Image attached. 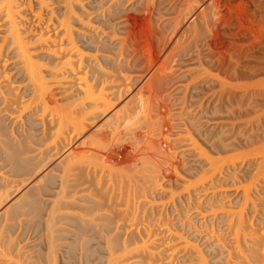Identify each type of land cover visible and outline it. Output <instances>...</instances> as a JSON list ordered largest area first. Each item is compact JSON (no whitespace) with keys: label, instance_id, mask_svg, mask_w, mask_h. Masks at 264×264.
<instances>
[{"label":"bare ground","instance_id":"bare-ground-1","mask_svg":"<svg viewBox=\"0 0 264 264\" xmlns=\"http://www.w3.org/2000/svg\"><path fill=\"white\" fill-rule=\"evenodd\" d=\"M50 3L0 0V264H264V0ZM184 155L203 163L178 192ZM247 160L225 207L213 188ZM208 190L194 222L161 217Z\"/></svg>","mask_w":264,"mask_h":264},{"label":"rangeland","instance_id":"rangeland-1","mask_svg":"<svg viewBox=\"0 0 264 264\" xmlns=\"http://www.w3.org/2000/svg\"><path fill=\"white\" fill-rule=\"evenodd\" d=\"M50 1H51V0H49V3H50ZM51 3H53V2H51ZM51 3H50V4H51ZM55 4L57 5V3H54L53 5L51 4L50 7H52V9L49 8V10H53V9L55 8L54 6H56ZM55 9H57V7H56ZM55 9H54V10H55ZM49 10H48V11H49ZM48 11H47V9H46L45 14H44V17H48V16H47V15H48V13H47ZM35 24H36V23H34V26H35ZM37 24H39V23H37ZM37 24H36V26L39 27V25H37ZM1 25H2V23H0V41H1V36L4 35V34H3V33H4V32H3V31H4V30H3L4 28H2L3 25H2V27H1ZM36 26H35V27H36ZM36 29H38V28H36ZM161 32H162V31H160V33H161ZM164 32L166 33V31H164ZM164 32H162V33L165 34ZM162 33H161V34H162ZM100 52H101V51H100ZM99 54H103V52H101V53H99ZM104 54H105V52H104ZM191 56H192V57H191ZM191 56H188L187 58H184V59H186L187 61L184 60V59H182V63H183V64H182L181 67H183V68L181 69V67H180L179 69H181L182 71H183V70H184V71H188V70L191 69L190 72L193 71L192 68H191L190 66H192L191 64H193V65L196 64L198 60H196V63H195L194 61H192V60H195V59L200 58V57H199L200 55H198V54L196 55V53H193ZM195 56H198V58H197V57L195 58ZM190 57H191L192 59H191ZM8 58L10 59L11 56L8 57ZM188 59H189V62H188ZM10 60H11V59H10ZM13 60H14V59L11 60L12 63H13ZM183 61H184V62H183ZM190 61H192L191 64H190ZM185 62H188V63L190 64V66H186V67H187V68H186L185 65H189V64H188V63L185 64ZM9 63H10L9 65L12 64L11 62H9ZM6 67H7V66H6ZM6 67H4V68H6ZM9 67L11 68L12 65L9 66ZM9 67L6 68V69H10ZM192 67H193L194 71L197 69V67H194V66H192ZM2 68H3V67H2ZM188 68H189V69H188ZM198 68H199V64H198ZM13 70H14V69H12V71H13ZM181 70H180V71H181ZM6 71H8V70H6ZM182 71H181V72H177V73H178V74H179V73H182ZM184 71H183V72H184ZM8 72H11V70L8 71ZM14 72H15V70H14L13 72H11V74L14 73ZM145 73H146V72H144L143 75H145ZM191 73H192V72H191ZM9 74H10V73H9ZM135 74L140 75V72H137V73H135ZM178 74H177V75L175 74V75L178 76ZM13 75H14V74H13ZM13 75H10V76H13ZM193 75H196V73H193ZM173 76H174V75H173ZM176 76H174V77H176ZM188 76H189V77L191 76L190 73L188 74ZM201 76H202V75H201ZM206 76H207V75H206ZM199 77H200V76H199ZM204 77H205V76H204ZM187 78H188V77H187ZM187 78H186V79L183 78V79H181V80H179V81L174 82L171 86H168V87H169V88H168V91H167V93H166V91H165L164 94H168L170 90L173 91V89H177V87H179V86H181V85L185 86L184 84L187 83V82H186V80H188ZM190 78H191V77H190ZM200 78H201V77H200ZM189 80H190V79H189ZM175 84H176V85H175ZM173 85H174L175 87H174ZM177 85H179V86H177ZM172 86H173V87H172ZM135 87H136V85L133 86V88H135ZM171 87H172V88H171ZM183 88H184V87H183ZM183 88H182V90H179V91H180V92H179L180 94H179L178 92H176V94H174V95L171 96L170 98H169V97L166 98V100L168 99V101L165 102V105H168V103L170 104L169 99L171 100L172 97H173V98H175V96L178 97V94H179V97H180L181 94L184 95V93H183L184 89H183ZM169 89H170V90H169ZM172 91H170V92H172ZM204 91H205V90H204ZM208 92H209V91H208ZM211 92H212V91H211ZM211 92H210L209 94H211ZM202 93H203V91H202ZM67 95H70V92H67ZM182 95H181V97H182ZM202 95H204V97H205L206 95L209 96V95L207 94V91H206V95H205V94H202ZM207 96H206V97H207ZM67 97H68V96H67ZM123 97H124V96H123ZM126 97H127V95H125V97H124L123 99L121 98L120 101H118V102L116 103V107H118V106H120L121 104L125 103L124 101L127 100ZM122 100H123V101H122ZM119 102H120V103H119ZM122 102H123V103H122ZM166 103H167V104H166ZM117 105H118V106H117ZM174 106H176V105H173V106H172V105H171V106L169 105V107H170L171 109H173ZM171 109H170V110H171ZM175 120H176V119H175ZM175 120H174V122L171 121V123L175 124L176 122H178V121L175 122ZM240 120H241V119H240ZM243 120H244V119H242V121H243ZM240 122H241V121H238V124H241V123H242V122H241V123H240ZM244 122H245V121H243V124H244ZM171 123H170V124H171ZM173 124H172V126H173ZM243 124H242V125H243ZM241 128H242V129L245 128V124H244V126H242ZM243 131L245 132L244 129H243ZM176 135L179 136V134H176V133H175V136H176ZM239 138H240V135H238V137H236L237 140H238ZM242 139H243V138H242ZM74 145H76V144H73V146H74ZM239 145H240V144H236V146H239ZM234 151H235V150H234ZM235 153H237V152L235 151ZM251 155H252V154H251ZM190 156H191V155H187V156L184 155V156H182V157H178V156L176 157L177 159L179 158V162L181 163V166L185 165V163H186V165H185V167H184V166H183V167L179 166V167L177 168V171L173 173V176H175V177L171 178V181H172V183L174 184L173 187L177 188V187L179 186V187H178L179 189H180V187L182 188V186H180V185H182V183H184V182H181V179H183V178H185V177L187 178V176L190 178V176H189L190 173H186L185 171H190V170H191V173H192L193 170H194V172H195L196 170H198L197 168H198L200 165L197 166V167L195 166V167H196V170H195V169H194V166H193V168L191 167V166H192V165H190L191 162H192V164H193V162H194L195 164L198 163V162H199L200 164L203 163V162H201L202 160L199 159L198 157H195V156H194V158H195V160H194L193 157H190ZM182 158H183V159H182ZM196 158H197V159H196ZM197 160H198V161H197ZM199 160H200V161H199ZM185 161H187V162H185ZM240 161H241V160H240ZM248 162H251V161H248V160H247V162H245V164L242 163L243 165H241V167L237 166V164H236V166L238 167L239 170L237 169V172L234 173V174H235V177H234L233 173H231V172H230V174H229V172H228V173H224L225 175L222 174V175H223L222 177L219 175V177L222 178V181H220V182L218 181V183L215 184V187L212 186V187H214V188H213L214 190H215L216 188H218V189L220 188L219 192H218L217 189L215 190V191L217 192V193H216V197L213 196V197H215V198H217V197L219 196V195H217V194H220L221 189H223V190L221 191V193H223V194L225 195V197H223L224 195L222 194V196H221L220 198H222L224 202L222 201V199H220V200L222 201V202H221V201H220V202H221V203H225V207L227 206L228 202H229V203H233V202H231V201H232V200L234 199V197H236V195H237V194L243 189V186H242V185L245 183L244 180H247L249 174L252 173V171L249 170L248 168H249L250 166L252 167V166L254 165V162H252V165H251L250 163H248ZM199 163H198V164H199ZM238 163H239V162H238ZM247 163H248V164H247ZM198 164H196V165H198ZM237 167H236V168H237ZM189 168H190V169H189ZM253 168H254V167H253ZM253 168H251V169H253ZM178 169H179V173H182V176L187 175V174H188V175L185 176V177H183V178H180V177H182V176H180L181 174H177V173H178ZM183 170H184V171H183ZM248 170H249V171H248ZM250 171H251V172H250ZM194 172H193V173H194ZM183 173H186V174H183ZM195 173H196V172H195ZM226 174H227V175H226ZM231 174H232V176H230ZM178 175H179V176H178ZM190 175L193 176L194 174H193V175L190 174ZM195 175H196V174H195ZM242 175H243V176L245 175L244 178H245L247 175H248V176H247V178L242 179V178H243ZM177 176H178V177H177ZM219 177H217V178H219ZM231 177H232V178H231ZM233 177H234V179H233ZM249 177H250V176H249ZM221 178H219V180H220ZM223 178H227V180H226V179H223ZM179 179H180V180H179ZM232 179H233V180H236V181H233ZM240 179H241V180H240ZM242 180L244 181V183L242 182ZM169 181H170V180H168V181L166 180V182H165V181H164V182L162 181V182H163V185L167 184ZM182 181H184V180H182ZM223 181H225L227 185H224L225 182H223ZM227 181H228V183L230 182L229 185H228ZM260 182H261V181L258 180L257 183H260ZM164 183H165V184H164ZM220 183H221V185H222L221 187H220ZM262 183H263V182H262ZM262 183H261V185L258 184V185H259L258 188H259L260 190H261V189L263 188V186H264V183H263V184H262ZM177 184H179V185H178V186H175V185H177ZM168 186H169V185H167L166 187L164 186V188L166 189ZM173 187L170 186L169 189L171 190ZM175 188H174V189H175ZM178 188H177V191L179 190ZM210 188H211V187H210ZM161 189H162V188H161ZM165 189H163L162 192L160 191L161 194H162V193H165V192H166V194H167V192H168L167 189H168V188H167L166 190H165ZM174 189H173V190H174ZM213 189H212V190H213ZM237 189H238V190H237ZM164 190H165V191H164ZM214 190H213V191H214ZM175 191H176V190H175ZM181 191H182V190H181ZM208 191H209V190H208ZM208 191H207V192H204V191L196 192L197 194L193 192L194 194H193V196H192V200H191L192 202L189 203V206H188L189 208H188V207L185 208L186 206L184 207V206L182 205L183 203L180 204L179 202L176 203V205H177L178 207H177L176 205H174V206H173V205H172V206H169V205L167 204V205H168V207H166V209L168 208L167 211L164 209V211H166L167 213H166V212H162L163 215L161 214V217L163 216L164 219H165V218H167V219L169 218L168 221H170V219H173L174 216L178 218V213H179V215H180V216H179V217H180L179 219H181V222H182V221H185V224H186V222H188L189 219H191V222H192V221L194 222V221L197 219V216H196L197 214H196L193 210H196V211H199V212L205 211V210H203L204 205H202L203 202H204V199L206 200L205 197H207L211 192H213V191H211V190H210L209 192H208ZM178 192H179V191H178ZM178 192H177V193H178ZM183 192H184V191H183ZM183 192H182V193H183ZM182 193L180 192V195H181ZM185 193H186V192H184V194L181 195V196H185V197L187 198L188 195H186ZM240 193H241V192H240ZM166 194H165V195H166ZM198 194H200V195H198ZM226 194H227V195H226ZM258 194L262 197V199L260 198L261 200H260V199H257V200H256V202H258L259 204L257 203V205H258V206H256L257 209H256V210L254 209L253 212H251V215H252V214L254 215V216L252 217V221H251V222L254 223L253 225H255V229L258 227L256 230H258L259 233H260V232H262V231H261V230H262V227H263V229H264V219H263V221H261V223H258V224H257V221H256V220H259V218L262 219L261 217L264 218V198H263V197H264V191H262V192L260 191ZM177 195H179V194H177ZM214 195H215V192H214ZM204 196H205V197H204ZM201 199H203V200H201ZM187 201H188V200H187ZM187 201H186V202H187ZM201 201H202V202H201ZM227 201H228V202H227ZM186 202H185V204H186ZM226 203H227V204H226ZM179 204L182 205L183 210L185 209L184 211L181 209V207H180ZM195 204H196L197 208H193V210H192V207H194ZM200 204H201V205H200ZM192 205H194V206H192ZM170 207H172V208H170ZM175 207H176V208H175ZM256 207H255V208H256ZM169 208L171 209V211L169 210ZM174 208H175V209H174ZM176 209H177V210H176ZM168 210H169V212H168ZM172 210H173V211H172ZM179 210L182 211V212H180ZM171 212H172V213H171ZM183 212H186V213H183ZM33 213H34V212H33ZM156 213H157V212H156ZM168 213H169V214H168ZM204 213H206V214H205L206 216H209V215H210L209 212H208V213H207V212H204ZM219 213H221V212H219ZM171 214H172V215H171ZM181 215H182V216H181ZM261 215H262V216H261ZM158 216H159V214H158ZM170 216H172V217H170ZM183 216H184V217H183ZM259 216H260V217H259ZM198 217H201V218H202V217H204V215H199ZM167 219H165V220H167ZM187 224H188V223H187ZM224 225H225V221H222V222L219 224L220 227H222V226H224ZM219 226H218V227H219ZM197 227H199V225H197V224H195V223H194V224L192 223V227H190V228L187 227L188 229H184V231L186 232V234H189V233L195 231V229H196V230L204 229V226H203V225H202V228H200V227L197 228ZM218 227H215V228L217 229ZM215 228H214L213 230H211V231H213L212 233H214L215 236H217V237H214L213 240L216 239V241H219L220 244H222V245H226V244H228V246H229V242H228L229 238H230L229 241H231L232 239L234 240V237H231V235L228 234V233H227L228 235L226 234V236H225V235H224V232H222V230H221L222 233L220 232L221 234L219 233V231H218V233H217V230H216ZM209 230H210V229H209ZM214 230H216V232H215ZM217 234H218L219 236H218ZM223 236H225L226 238L228 237V238L226 239V238L223 237ZM157 237L160 238V237H162V236H157ZM222 237H223V238H222ZM217 239H218V240H217ZM220 239H221V240H220ZM211 240H212V239H210V240L208 239L207 242H205V244H204V243L202 244V246H206L209 242H211ZM208 241H209V242H208ZM232 242H233V241H232ZM223 243H224V244H223ZM226 246H227V245H226ZM226 246H223V247L225 248ZM228 246H227V247H228ZM217 253H218V252H217ZM224 253H225V252H224ZM213 254H214V253H213ZM215 254H216V252H215ZM166 255H167V254H165V256H166ZM178 255H180V254H178ZM192 257H193V256H190V257H189V260L186 261V262H184V264H195V263H194L195 259L192 260ZM224 261H225V263H226V259H225ZM223 263H224V262H223ZM225 263H224V264H225ZM228 264H231V262H228Z\"/></svg>","mask_w":264,"mask_h":264}]
</instances>
